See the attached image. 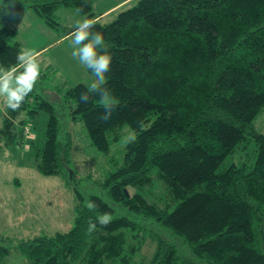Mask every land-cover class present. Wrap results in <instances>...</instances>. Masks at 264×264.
Wrapping results in <instances>:
<instances>
[{"label": "trees", "instance_id": "1", "mask_svg": "<svg viewBox=\"0 0 264 264\" xmlns=\"http://www.w3.org/2000/svg\"><path fill=\"white\" fill-rule=\"evenodd\" d=\"M94 2L0 0V66L14 65L22 50L8 19L32 9L56 28V10L75 7L96 21L112 53L106 86L119 101L104 122L98 96L79 100L89 92L83 83L60 93L58 104L33 91L17 111L4 107L0 144H22L24 128L44 113L36 168L69 184L64 107L97 151L119 145L121 152L98 192L74 188L68 231L14 247L0 238V264L12 249L27 264H142L148 241V264H264V134L253 125L264 108V0H136L106 24L96 20ZM155 184L164 205L147 199ZM102 213L111 222L89 233V219Z\"/></svg>", "mask_w": 264, "mask_h": 264}, {"label": "rangeland", "instance_id": "2", "mask_svg": "<svg viewBox=\"0 0 264 264\" xmlns=\"http://www.w3.org/2000/svg\"><path fill=\"white\" fill-rule=\"evenodd\" d=\"M118 1L95 0L92 12L97 15ZM135 1L111 10L99 22L110 23L120 11L131 7ZM55 16L59 23L56 28L48 25L32 9L21 11L4 24L16 30L15 39L20 42L21 49L30 48L39 53L41 75L33 91L44 94L58 104L62 102L60 93L78 83L89 86L94 76L72 57L71 34L65 35L73 31L76 21L86 15L77 12L75 7H60ZM4 107L5 101L0 98V116L4 113ZM61 112L64 115L62 125L72 135L69 156L72 179L69 184L61 176H44L36 168L35 153L43 145L47 120L44 113L38 114L26 126L27 130L24 128L22 144L18 141L6 146L0 144V238L8 246L14 247L20 240H28L36 235L68 231L75 216L74 188L83 194L98 192L97 184L116 168L115 163H120L121 152L114 150L119 145L113 146L109 154L97 151L91 145L83 124L72 120L64 107H61ZM253 125L264 134V108L255 117ZM231 160L236 162L238 158L235 156ZM146 194L150 202L164 205L168 201L165 191L158 184L147 187ZM153 250L154 243L148 241L142 250V264H148ZM3 264L27 262L12 249Z\"/></svg>", "mask_w": 264, "mask_h": 264}, {"label": "clouds", "instance_id": "3", "mask_svg": "<svg viewBox=\"0 0 264 264\" xmlns=\"http://www.w3.org/2000/svg\"><path fill=\"white\" fill-rule=\"evenodd\" d=\"M11 3L12 0H9ZM81 9H77V12ZM96 21L84 17L76 21V27L71 33L72 57L89 69L94 80L89 85V92L81 93L79 100L87 103L90 95L95 94L99 98V104L104 110L100 119L107 122L112 112L118 106L119 101L106 86L107 76L112 63V53L105 43L104 36L98 31H94ZM39 53L33 49L25 48L18 51L16 63L5 67L0 66V98L5 101V106L11 111H17L22 103L36 87L41 75V65L39 62ZM135 133L125 139V144L135 141ZM85 206L91 211L97 205L89 200ZM112 216L110 213H102L96 216V221L90 218L87 231L93 232L97 228V223L101 226H107Z\"/></svg>", "mask_w": 264, "mask_h": 264}, {"label": "crops", "instance_id": "4", "mask_svg": "<svg viewBox=\"0 0 264 264\" xmlns=\"http://www.w3.org/2000/svg\"><path fill=\"white\" fill-rule=\"evenodd\" d=\"M127 2H131V0H119L118 2L114 3L113 5H110L109 8L103 10L102 12H100L99 14H97L99 17L96 20L102 19L103 16H105L107 13H109L111 10L119 7L122 4H125Z\"/></svg>", "mask_w": 264, "mask_h": 264}, {"label": "built area", "instance_id": "5", "mask_svg": "<svg viewBox=\"0 0 264 264\" xmlns=\"http://www.w3.org/2000/svg\"><path fill=\"white\" fill-rule=\"evenodd\" d=\"M26 130H27V128H26Z\"/></svg>", "mask_w": 264, "mask_h": 264}]
</instances>
